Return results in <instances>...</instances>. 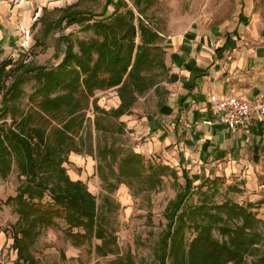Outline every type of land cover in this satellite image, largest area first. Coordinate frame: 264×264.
<instances>
[{
	"label": "trees",
	"instance_id": "1",
	"mask_svg": "<svg viewBox=\"0 0 264 264\" xmlns=\"http://www.w3.org/2000/svg\"><path fill=\"white\" fill-rule=\"evenodd\" d=\"M111 3L107 0L104 10L94 15L62 9L55 21L58 27L63 22L82 24L91 34L76 43L66 39L57 65L12 58L0 63V177L8 178L15 168L18 172L16 195L7 203L18 215L11 233L22 264L35 262L29 245L58 218L67 224L65 233L76 246L96 239L100 256L119 248L96 196L85 181L68 173L72 155L98 158L102 178L112 175L115 181L109 183L111 190L125 183L133 191L136 186L137 192L150 191L160 187L169 172L177 177L169 165L147 164L142 153L125 149L119 141L127 133L121 116L159 87L153 69L166 66L163 37L147 22L144 10L136 14L121 1L109 13ZM25 76L35 79V87L23 105ZM107 90L117 92L118 106L99 105L97 92ZM105 167L111 171L107 176ZM182 175L186 186L166 208L160 264L169 257L171 264H264V220L255 211L264 200L185 206L194 187L185 170ZM188 230L194 232L190 240ZM215 230L223 239L214 236Z\"/></svg>",
	"mask_w": 264,
	"mask_h": 264
},
{
	"label": "crops",
	"instance_id": "2",
	"mask_svg": "<svg viewBox=\"0 0 264 264\" xmlns=\"http://www.w3.org/2000/svg\"><path fill=\"white\" fill-rule=\"evenodd\" d=\"M179 1L187 9L176 30L161 33L165 77L121 116L126 134L142 138L147 158L185 170L193 183L227 177L263 190L264 118L235 129L205 121L212 95L251 100L264 90V0ZM40 3L0 0V59L26 48Z\"/></svg>",
	"mask_w": 264,
	"mask_h": 264
},
{
	"label": "rangeland",
	"instance_id": "3",
	"mask_svg": "<svg viewBox=\"0 0 264 264\" xmlns=\"http://www.w3.org/2000/svg\"><path fill=\"white\" fill-rule=\"evenodd\" d=\"M107 10L111 13L114 7L124 1L128 8L134 9L136 14L144 10L147 22L160 33L167 35L176 30L180 12L187 9L180 5L179 0H111ZM107 0H41L36 16V22L30 28L29 43L13 55H3L0 63L12 58L14 61H32L37 65L52 67L57 65L63 57L66 39L71 38L75 43L78 39L90 36L82 24L67 25L63 22L61 27L55 21L63 13L62 9L71 8L85 15H94L104 10ZM42 17V19H40ZM49 30L46 33V30ZM37 41V44H35ZM152 73V72H151ZM157 80L165 77V69L158 67L152 73ZM9 79L6 84L10 83ZM21 87L25 93L21 102L26 105L28 96L35 87V79L25 76ZM0 92V106L2 105ZM115 90L97 92L96 97L100 106L110 109L115 106ZM1 120V119H0ZM125 149L140 151L146 163H154L140 150L141 139H135L131 134L119 137ZM71 163L67 165L68 173L72 178H80L87 184L89 190L96 196L99 212L107 217L109 228L113 230L118 241V250L115 254L100 256L95 252V245L100 241L93 239L83 245L76 246L66 235L67 224L63 219H56V224L42 229L40 234L29 245V251L34 256L33 264H160V239L166 228V208L175 199L176 195L184 190L186 181L177 171V177L165 175L163 182L155 190L137 192L127 184L121 183L117 189L111 190L109 183L115 182L112 175L104 180L99 170L98 158L89 154L72 155ZM174 169V168H173ZM107 176L111 171L104 168ZM19 185L16 168L6 179L0 177V264H22L18 259V250L14 246L11 227L17 221L18 215L14 207L7 203L11 196L16 195ZM193 190L185 201V206L199 205L201 203L220 204L232 201L245 204L252 201L264 200V189H247L243 180H228L220 177L215 182L209 180L202 183H193ZM258 216L264 220V203L255 208ZM264 232V226H263ZM190 240L194 232L187 231ZM214 236L223 239L218 230ZM165 264H171L167 258Z\"/></svg>",
	"mask_w": 264,
	"mask_h": 264
},
{
	"label": "built area",
	"instance_id": "4",
	"mask_svg": "<svg viewBox=\"0 0 264 264\" xmlns=\"http://www.w3.org/2000/svg\"><path fill=\"white\" fill-rule=\"evenodd\" d=\"M210 100L213 103V117L205 121L208 125L222 124L230 129L246 128L264 118V90L251 100L236 95L225 98L212 95Z\"/></svg>",
	"mask_w": 264,
	"mask_h": 264
},
{
	"label": "water",
	"instance_id": "5",
	"mask_svg": "<svg viewBox=\"0 0 264 264\" xmlns=\"http://www.w3.org/2000/svg\"><path fill=\"white\" fill-rule=\"evenodd\" d=\"M65 49H66V47H65Z\"/></svg>",
	"mask_w": 264,
	"mask_h": 264
}]
</instances>
